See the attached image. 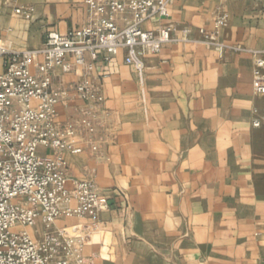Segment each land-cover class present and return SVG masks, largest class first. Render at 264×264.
Masks as SVG:
<instances>
[{
  "label": "crops",
  "instance_id": "0c3cea01",
  "mask_svg": "<svg viewBox=\"0 0 264 264\" xmlns=\"http://www.w3.org/2000/svg\"><path fill=\"white\" fill-rule=\"evenodd\" d=\"M20 7L32 8L30 19ZM168 11L163 22L189 26L191 40L145 55L141 74L123 49L88 73L104 96L99 149L65 158L69 174L93 178L109 207L57 225L81 240L85 264H264V125L251 124L264 108L252 78V50L264 61V0H170ZM219 14L221 50L198 31H212ZM87 21L84 0H0V37L12 50ZM83 74L57 69L54 82ZM86 107L70 92L58 119ZM39 227L29 231L38 237Z\"/></svg>",
  "mask_w": 264,
  "mask_h": 264
},
{
  "label": "built area",
  "instance_id": "2783aa9c",
  "mask_svg": "<svg viewBox=\"0 0 264 264\" xmlns=\"http://www.w3.org/2000/svg\"><path fill=\"white\" fill-rule=\"evenodd\" d=\"M169 2L84 0L88 21L64 33L47 30L37 47L12 50L0 37V264H85L81 240L57 221L94 220L109 207L93 178L69 174L65 158L99 149L97 116L104 96L88 73L97 60L108 63L123 49L124 63L141 74L145 55L159 53L169 42L191 40L189 26L163 22ZM15 11L31 18V7ZM152 18L158 25L146 28ZM224 21L219 14L212 31L199 28L201 41L221 50L224 45L217 37ZM252 53L253 87L261 93L264 61L260 51ZM80 68L84 74L75 82H54L57 69L67 73ZM70 92L87 107L61 121L57 106L67 102ZM251 124L264 125V108ZM38 223L36 237L29 229Z\"/></svg>",
  "mask_w": 264,
  "mask_h": 264
}]
</instances>
